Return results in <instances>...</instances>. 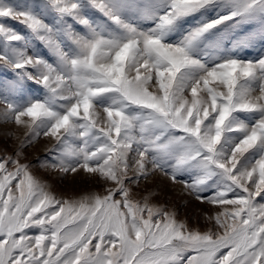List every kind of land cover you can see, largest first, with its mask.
Instances as JSON below:
<instances>
[{"label": "snow or ice", "instance_id": "obj_1", "mask_svg": "<svg viewBox=\"0 0 264 264\" xmlns=\"http://www.w3.org/2000/svg\"><path fill=\"white\" fill-rule=\"evenodd\" d=\"M257 43L264 0H0V123L23 129L0 149V264H264ZM41 136L40 169L95 186L38 177ZM157 176L206 209L181 218Z\"/></svg>", "mask_w": 264, "mask_h": 264}, {"label": "rangeland", "instance_id": "obj_2", "mask_svg": "<svg viewBox=\"0 0 264 264\" xmlns=\"http://www.w3.org/2000/svg\"><path fill=\"white\" fill-rule=\"evenodd\" d=\"M8 23L18 31L24 32V28L22 25L10 20L8 21ZM247 31H249V29L246 26L240 34L243 35ZM227 46L230 47L231 45L228 44ZM261 55H264V44L257 43L254 47H250L244 50V52L242 53V58L255 59L260 57ZM13 78L14 77L9 72L6 77H0V81H2L3 79ZM3 86L4 84L0 82V88H3ZM8 130L15 132L17 135H22L23 129L17 128L14 124L11 123H0V149L6 148L8 151H11L12 145L15 141L13 138L6 135V132ZM54 144L55 141L51 138L41 136L33 147L26 150L28 161L33 165H36L35 174L38 177L47 180L53 186V190L58 195L68 194L71 192L79 191L86 187L95 186L94 181L88 180L87 177H85L83 174L78 177L68 176L67 178L62 179L51 175L38 167L39 162L37 160V157L43 158L46 149L51 148ZM157 184H159L161 187L156 190H162L163 192L160 199L162 201L166 200L170 205H176L180 210L181 218L191 215L194 211L206 209L207 207L206 205H202L200 204V202L195 201L191 197H189L185 193L182 184L173 185L165 178H162L160 176H157L156 178L150 180L147 183L146 187L155 188Z\"/></svg>", "mask_w": 264, "mask_h": 264}]
</instances>
